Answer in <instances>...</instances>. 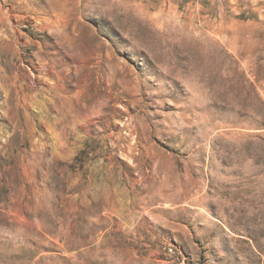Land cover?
Wrapping results in <instances>:
<instances>
[{
    "label": "rangeland",
    "instance_id": "obj_1",
    "mask_svg": "<svg viewBox=\"0 0 264 264\" xmlns=\"http://www.w3.org/2000/svg\"><path fill=\"white\" fill-rule=\"evenodd\" d=\"M0 264H264V0H0Z\"/></svg>",
    "mask_w": 264,
    "mask_h": 264
},
{
    "label": "bare ground",
    "instance_id": "obj_2",
    "mask_svg": "<svg viewBox=\"0 0 264 264\" xmlns=\"http://www.w3.org/2000/svg\"><path fill=\"white\" fill-rule=\"evenodd\" d=\"M238 53V52H237ZM77 63V62H76ZM75 63V64H76ZM21 101V100H20ZM28 106V105H27ZM22 218H24V219H22V221H24V223L28 226V224L30 223V218H28L27 216L26 217H22ZM12 220V219H11ZM16 220V219H15ZM14 220V222H16ZM17 220H19V219H17ZM18 222V221H17ZM11 223H13V222H11ZM14 224V223H13ZM19 225H18V229H16V231H18V232H20L21 233V231L20 230H22V228L21 227H25V224H22V222H20V223H18ZM32 224V223H31ZM30 225V224H29ZM26 226V227H27ZM14 229V228H13ZM23 231H25V229L23 230Z\"/></svg>",
    "mask_w": 264,
    "mask_h": 264
}]
</instances>
